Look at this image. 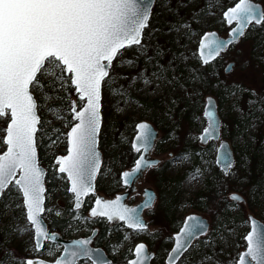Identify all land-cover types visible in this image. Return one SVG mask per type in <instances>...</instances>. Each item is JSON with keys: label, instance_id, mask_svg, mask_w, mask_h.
Instances as JSON below:
<instances>
[{"label": "snow or ice", "instance_id": "6c2138e0", "mask_svg": "<svg viewBox=\"0 0 264 264\" xmlns=\"http://www.w3.org/2000/svg\"><path fill=\"white\" fill-rule=\"evenodd\" d=\"M182 9L187 10L186 14H181ZM217 11L220 22L227 27L226 38L215 31L200 32L209 19L216 18ZM255 33L264 36V7L253 0H237L231 6L223 0H203L202 4L201 0H0V120L5 125L0 129V143L5 146L0 153V219L10 221L6 225L10 238L30 234L26 251L36 257L42 252L53 257L21 258L6 250L8 264H114L102 249L91 246V237L60 244L59 233L50 231L45 224V214L62 218L60 211L46 206V174L37 158V137L47 135L42 130L46 124L51 125L41 115L53 111L49 102L58 103L55 117L62 125L48 129L54 133L48 137L50 146H66L64 154L55 156L53 165V176L65 181L64 190L72 198L65 227L79 230L82 225L89 227L90 222H96L95 218H106L112 224L122 222L118 229L135 233V237L123 236L129 244L123 258L125 264H151L155 252H149L144 241L135 242L134 246L133 242L147 233L156 238L141 214L144 209L156 210L159 197L155 192L145 189V199L136 207L127 206L121 195L114 199L96 195L89 215L84 216L81 210L83 198L95 195V182L103 174L100 145L106 100L111 106L118 95L125 107L116 111L126 112L143 107L139 101L133 103L132 93L143 91L147 95L166 87L180 88L197 101L203 98L202 122L206 124L198 136L190 134V139L202 144L219 142L216 165L221 174L213 173L207 161L206 167L193 164L185 168L192 162L193 154L188 150L168 152L163 163L170 170L184 169L186 196L207 188V182L212 180L218 200L207 205L211 222L189 214L179 231L164 238L172 245L164 264H192L191 255L205 248L211 249L212 255L203 253L198 264H264V225L251 213L245 218L250 231L243 236L247 250L235 260L231 256L226 262L215 258L218 246L223 251L233 243L235 216L249 207V199L264 205V181L252 185L247 194L236 190L224 195L228 181L238 178L233 152L222 139L228 127L225 119L230 114L239 116L242 128L237 143L241 146L247 143L244 136L252 139V130L258 123L264 124V84L252 87L243 79L253 58L264 64V52L255 51L253 57L242 47ZM162 35L171 36L178 49H184L179 54L173 52L166 63H161L169 51L159 44ZM261 48L264 39H258L257 49ZM129 51L134 54V59L127 61L129 67L144 61L143 71L131 77L116 73L114 64L121 61L122 66V57ZM181 65L186 71L183 78L176 74ZM117 78L126 81V86L116 88ZM141 81L143 88L139 86ZM206 91L209 94L205 96ZM176 103L171 101L173 106ZM171 113L169 108L165 115L171 119ZM134 127L136 134L130 141V151L137 158L130 170L120 172V181L133 192L140 174L162 163L148 157L157 140L150 123L140 120ZM169 139L176 137L170 133ZM166 142L160 140L161 144ZM187 203L183 202L185 206ZM122 247L123 243L118 242L112 248L113 254Z\"/></svg>", "mask_w": 264, "mask_h": 264}, {"label": "rangeland", "instance_id": "374dc122", "mask_svg": "<svg viewBox=\"0 0 264 264\" xmlns=\"http://www.w3.org/2000/svg\"><path fill=\"white\" fill-rule=\"evenodd\" d=\"M237 0H223V3L227 6L233 5ZM254 2L260 4L264 7V0H253ZM219 3L220 0H217ZM203 0H201V4ZM187 10H181V14H186ZM220 13L217 11V15L215 19H209L203 27L200 28V32L204 31H212L217 30L221 34H227V27L220 22L219 19ZM162 25V21H161ZM172 37L167 35H162L159 37V44L164 47V49L169 50L168 54L162 58L161 63H166L168 59L171 58L173 52L179 54V52L184 51V49H178L177 45L172 42ZM258 39H264V36H261L258 33L252 34L249 36L247 40L243 42L242 47L246 49V51L255 56V51L264 52V48L257 49ZM195 45H190V47H194ZM130 59H134V54L129 51L122 57V66L121 61H114L116 64V73L120 75H126L131 77L135 75L137 72L143 71L144 69V61L140 60L134 67H129L127 61ZM149 67V74L151 73V65ZM51 71V69H49ZM176 74L180 77L186 76V71L183 65H181L177 70ZM115 78V77H114ZM47 79V77H45ZM243 79L246 85L252 87H259L261 84H264V64L258 63V61L253 58L252 59V67L247 71L246 74H243ZM121 84L126 86L127 82L120 80L117 78L116 88H119ZM143 88L142 81L139 85ZM186 87H191V85H186ZM209 92H205V96L208 95ZM51 95V93H50ZM216 95H221V93H216ZM133 103L139 101L143 107L136 106L133 109L126 112H117L116 109L118 107H125L124 103L120 100V97L117 95L111 101V106L108 105L106 100L105 105V128L104 133L101 139V151L103 156V174L97 177V187L98 190L102 191V188H106L107 185L113 184V192L110 194H115L121 191L122 185L120 181V172L125 171L126 169L131 168L135 156L137 154L130 151V141L134 137L135 134V123L140 120H146L154 125L155 129L158 131V138L156 140L155 149L150 152L153 156H156L162 163L158 166V168L152 169L155 174L151 175L153 171L148 172L144 179L145 181L140 184V188L146 186L155 187L156 185V193L159 197L158 202L156 203V210L154 212L148 211L145 216L149 221L150 228L155 232L156 238H153L152 233L142 234L139 237L138 241H144L148 245H150V249H154L157 251L156 258L152 261V264H164V259L167 253V250L170 249L171 243H166L165 239L167 236L161 235V230L158 226L163 225L164 223V205H166V201L168 200L167 193L171 188H175L173 201L170 205V212H168L170 219L172 220V225L174 231H176L181 225L182 220L186 215L192 212H197L204 214L209 222H211L212 218L209 217L207 211V205L213 204L218 200L216 189L213 187V181L209 180L207 182L210 188L200 189L199 191H193L190 196H186L185 192L187 190L184 185L185 174L184 169H181L179 172L175 171V169L169 168L168 165L164 164L163 161L167 160V154L169 151L181 152L184 150H188L193 154L192 162L185 165V168L193 167V164L196 166H207L205 162L211 165V170L216 175H220V169L215 163V155L218 143L210 142L205 145H202L198 140H191L190 134L198 136L205 126L206 122H202L203 116V107H202V99L199 101L195 97H189L184 91L180 88L166 87L159 92L145 94L143 91L132 93ZM172 100H176L177 103L173 106L171 104ZM52 105L53 111L48 112L44 111L41 115L47 121H51V125H45V129L42 131H47V135H38L37 142L38 147L43 146L44 156H47L51 160H48L46 163L49 165H45L40 161V164L43 165L47 171V175L52 178V183L55 186L61 187L63 184L62 180H58L53 176V165H54V157L56 155L65 153V144L58 143L55 146H50V141L48 139L49 136H53L54 133L52 131H48L50 127L57 128L61 121L57 120L55 117V112L59 108L58 103L49 102ZM221 107H223V101H221ZM172 108L171 119L165 115L166 111ZM223 117V114H221ZM228 127L224 131L222 138L227 140L230 143L232 150L235 155L234 166L237 171L238 178L230 179L228 181L227 186L224 189V195H227L231 191L240 190L241 192L247 194V191L252 185L258 184L264 181V124L258 123L257 127L252 130L250 136H244L243 140L247 141L246 146H241L237 143V140L240 139L239 133L241 129H238L237 123L240 122L239 116L236 114H230L226 119ZM240 125L241 122H240ZM5 127L2 120H0V129ZM175 129V131H173ZM172 134L176 139H169V134ZM63 139V138H61ZM160 140L167 141L166 143L161 144ZM120 141H126L123 145L120 144ZM44 144V145H43ZM5 150V146L0 143V153ZM195 153H201V155H194ZM150 154V155H151ZM242 156L244 157L243 163L241 162ZM113 157V159H110ZM111 168L112 171L109 172L108 169ZM181 179V183L178 185L173 184V180ZM139 188V189H140ZM203 192L201 196H197L199 193ZM205 194V196H204ZM61 196L57 200H54L50 196L49 203L47 207L55 208L56 211H60L63 214V210L60 209L61 206H64L67 202L72 203L71 198L67 200L66 195H61L60 189H56L54 196ZM201 197H204L205 200H201ZM167 198V199H166ZM247 198V195H246ZM139 199L136 197L132 199L131 202H135ZM188 201L185 206L183 202ZM223 207V204L220 205ZM88 210V208H87ZM87 210H84L82 214L87 216ZM251 213L255 218L264 222V205L260 204L258 200L249 199V207L245 208L242 213H237L235 216V227L236 233L231 237V241L233 243L230 244L226 249L221 250V247L218 246L216 249L217 256L215 257L221 261H228L229 256L232 259H238L239 254L245 249L246 243L243 239V236L246 235L249 230V223L245 219L246 216ZM47 216V220H49V216ZM54 215V214H53ZM54 217H56L54 215ZM57 218V217H56ZM167 218V216H166ZM10 221L8 219H0V261H3L4 264H8V258L5 257L4 253L6 250L13 251L17 257L21 258H40L44 260H51L53 257H50L46 254V252H42L40 256L36 257L34 254L26 251L29 247V243L26 241H30V234L26 235L20 239L10 238L9 229L6 227ZM92 223L90 222V225ZM91 228V227H90ZM89 227H84L83 225L79 230L73 228L74 232L71 237H80L85 233H88L90 230ZM131 234L135 237V233L133 232H122V243L123 247L120 249L119 253L114 255L112 252V248L117 245V242L114 239L109 243V253L114 258V264H125V262H120L119 257L121 254L125 253V250L128 249L129 244L126 241H123V236ZM114 238V237H112ZM134 240L133 245L135 242ZM239 245V247H236ZM59 253L57 251L56 255ZM203 253H207L208 255H212L211 249H203V252L196 253L191 255L192 264H198L199 260L202 258ZM185 264H188L185 261Z\"/></svg>", "mask_w": 264, "mask_h": 264}, {"label": "flooded vegetation", "instance_id": "af4514ba", "mask_svg": "<svg viewBox=\"0 0 264 264\" xmlns=\"http://www.w3.org/2000/svg\"><path fill=\"white\" fill-rule=\"evenodd\" d=\"M237 2V1H236ZM212 31H215V32H217L218 33V36L219 37H223V38H226L227 37V34L226 35H223V34H221L219 31H217V30H212ZM152 126L154 127V125L152 124ZM155 128V127H154ZM223 139V138H222ZM210 142H212V141H210ZM210 142H208V143H210ZM207 144V143H206ZM155 145H156V142H155ZM218 147V146H217ZM37 151H38V149H37ZM151 154V153H150ZM233 154H234V151H233ZM150 157L151 158H155L156 159V156H153L152 154L150 155ZM137 158V155L135 156V159ZM38 159H39V163H40V158H39V155H38ZM135 159H134V161H135ZM234 159H235V155H234ZM42 162V161H41ZM235 162V161H234ZM44 163V162H43ZM50 163V162H49ZM49 163H44L45 165H49ZM54 163H55V157H54ZM41 165V164H40ZM134 165V162H133V164H132V166ZM43 166V165H42ZM131 166V167H132ZM44 167V166H43ZM45 168V167H44ZM127 170V169H126ZM151 171H153L152 169H147L145 172H144V174H143V176L138 180V181H136L135 182V184L133 185V187L135 188V192H131L127 197H126V204L127 205H135V204H137L138 202H140L142 199H143V191L146 189V188H150V189H152V191L153 192H155L156 193V185H154L155 187H152V186H146V187H143V188H140V184H142L144 181H145V179H144V176L149 172H151ZM46 174H47V171H46ZM155 174V172L153 171V173L151 174V175H154ZM47 176H49V175H47ZM50 177V176H49ZM47 183H49V180H48V182L46 181V176H45V188H46V195H47V197H48V199L46 200V206L48 205V203H49V200H50V196L53 198L54 197V200H57L59 197H61L60 195L59 196H54V192H55V187H56V189H60V192H61V195L63 196L64 194L66 195V197H67V200L69 199V198H71V193H68V192H66L65 190H64V185H65V181H63V184L61 185V187H58V186H55V184H53L54 185V187H52V191L49 189V188H47ZM173 184H174V182H172ZM122 185V190L121 191H119V192H117V193H115V194H112V195H110L112 192H113V184L112 185H107V187L106 188H102V191L101 190H98V187H97V181L95 182V189H96V192H95V195H90L89 197H87V198H84V205H83V208H82V210H81V212H83L84 213V210H87V208H88V210H87V216L89 215V212H90V208L91 207H93V204H94V202H95V198H96V195H100V196H102L103 198H105V199H113V198H115L116 197V195H118V194H121V193H124L128 188H126L123 184H122V182H121V184H120V186ZM50 188H51V186H50ZM140 188V189H139ZM172 189V188H171ZM170 189V190H171ZM175 190V189H174ZM157 194V193H156ZM138 196H139V199L137 200V201H135V202H131V200L132 199H135L136 197L138 198ZM167 199V198H166ZM173 199V198H172ZM71 200H72V198H71ZM173 201V200H172ZM172 201L170 200V201H166V205H164V223H163V225H160V226H158V228H160V230H161V235H164V236H170V235H172L173 233H175V232H177L178 230H179V228L181 227V225H182V223H181V225H179V227H178V229L176 230V231H174V228L173 227H175L176 225L175 224H173L172 225V220L170 219V216H169V214H168V212H170V210H171V208H170V205H171V203H172ZM71 206H72V203H69V202H67L64 206H61L60 207V209H62L63 210V214H62V217L64 216V217H67L68 218V215L66 214L70 209H71ZM149 210L148 209H144L143 211H142V217H143V219L146 221V222H148V224H149V221H148V219L146 218V216H145V214H146V212H148ZM192 213H197V212H192ZM190 214V213H189ZM198 214H201V213H198ZM203 217H206L204 214H201ZM166 216H167V218H166ZM187 216V215H186ZM52 217H54V215H51V216H49V220H47V216L45 215V222H46V224H47V226L49 227V225L52 223V222H54V221H52ZM207 218V217H206ZM57 219H60V218H57ZM208 219V218H207ZM95 221L96 222H94V223H92L90 226H89V228H90V230H89V232L88 233H85V234H83L82 236H80V237H71V235H72V233L74 232V230H71L70 232V234L68 235V236H64V235H62V233L59 231V230H57L56 228L55 229H50V231H54V232H57V233H59V235L63 238V239H66V240H71V239H78V238H84V237H87V236H89V235H91V233L93 232V230H96V234L93 236V244L91 245L92 247H94V248H96V247H98V248H101L103 251H104V253H105V255L107 256V258L109 259V260H112V261H114V258L112 257V255L109 253V247H110V245H109V243H111V241L114 239V241L115 242H122V232H132V230L131 229H118L117 228V225H120L122 222H119V221H117V222H115V224H112V223H110V222H108L107 220H106V218H95ZM261 221V220H260ZM182 222H183V220H182ZM264 223V222H263ZM112 237H114V238H112ZM139 242V241H138ZM245 243H246V241H245ZM147 244V243H146ZM148 245V244H147ZM134 246V245H133ZM150 245H148V249H149V252H155V254H157V251H155L154 249H150V247H149ZM172 247V245L170 246V248ZM245 249H246V247H245ZM244 249V250H245ZM170 250V249H169ZM243 250V251H244ZM60 251H62V248L60 249ZM60 251H59V253L57 254V255H59L60 254ZM126 251L127 250H125V253H126ZM242 251V252H243ZM125 253H123V254H121L120 255V257H119V260L118 261H120V262H123L124 261V257H125ZM166 257V256H165ZM156 258V257H155ZM151 264H152V261H151Z\"/></svg>", "mask_w": 264, "mask_h": 264}, {"label": "trees", "instance_id": "16d2710c", "mask_svg": "<svg viewBox=\"0 0 264 264\" xmlns=\"http://www.w3.org/2000/svg\"><path fill=\"white\" fill-rule=\"evenodd\" d=\"M237 125H238V129H241L242 128V125H240V122H238ZM61 127H62L61 124H59L57 126V128H61ZM38 155H39L40 160L42 162H44V163H46L48 160H51L47 156H44L43 146H39L38 147ZM48 180H49V183L46 184L47 185V188H49L52 191V187H54V185L52 183V178H50L49 176H47L46 181L48 182ZM173 182H174L175 185H178V184L181 183V179L177 178V179L173 180ZM50 186H51V188H50ZM208 188H210V186H208ZM174 189L175 188H172L171 190L168 191L167 196H166L168 198V200L169 199L172 200L173 195H174ZM202 194H203V192L199 193L197 196H201ZM204 196H205V194H204ZM67 219L68 218L67 217H64V216L62 218H60V219H57L56 217H52V221H54V222H52L49 225V228L50 229H55L56 228L57 230H59L62 233V235L68 236L71 232L65 227V221Z\"/></svg>", "mask_w": 264, "mask_h": 264}, {"label": "water", "instance_id": "95a60500", "mask_svg": "<svg viewBox=\"0 0 264 264\" xmlns=\"http://www.w3.org/2000/svg\"><path fill=\"white\" fill-rule=\"evenodd\" d=\"M254 2V1H253ZM256 3V2H255ZM258 4V3H257ZM221 38H223V37H221ZM148 122V121H147ZM150 123V122H149ZM150 125H151V127H152V129L154 130V132L156 133V136H157V138H158V131L152 126V124L150 123ZM136 134V133H135ZM135 136V135H134ZM224 140V139H223ZM224 141H226L227 143H228V145H229V148L232 150V148H231V146H230V143L227 141V140H224ZM210 142V141H209ZM212 142H216V143H218V146H219V142L218 141H214V140H212ZM202 144V143H201ZM202 145H205V144H202ZM218 148V147H217ZM232 152H233V150H232ZM148 157H149V159H155V158H151L150 157V153L148 154ZM216 157H217V150H216V155H215V163H216ZM37 158H38V151H37ZM156 159H158V158H156ZM233 159H234V154H233ZM38 161H39V159H38ZM234 161H235V159H234ZM41 166V168L45 171V174H46V169L42 166V165H40ZM133 167V166H132ZM131 167V168H132ZM131 168H129V169H127V170H130ZM147 170V169H146ZM145 170V171H146ZM144 171V172H145ZM144 172L142 173V174H140V176H139V178L137 179V181L143 176V174H144ZM46 176V175H45ZM135 184V183H134ZM134 188V187H133ZM146 189H148V190H150V191H152V189H150V188H146ZM132 192V190L131 189H127L124 193H121V194H118V195H121V196H124L125 198H124V200H123V202L126 204V197L130 194ZM143 193H144V191H143ZM98 196H100V195H98ZM117 196V195H116ZM100 197H102V196H100ZM103 198V197H102ZM84 199V198H83ZM105 199V198H104ZM114 199V198H113ZM145 199V197H144V195H143V199L140 201V202H138L137 204H135V205H127V206H129V207H136L137 205H140V204H142V202H143V200ZM95 206V202H94V204H93V207ZM142 214V213H141ZM190 214H195V215H199V216H201V217H203L201 214H198V213H190ZM189 215V214H188ZM205 219H207L206 217H204ZM256 220H257V222L260 224V225H264V223L262 222V221H260L259 219H257V218H255ZM45 224H46V222H45ZM47 225V224H46ZM182 226V225H181ZM179 231V230H178ZM249 231H250V224H249ZM96 234V230H94L92 233H91V235H89V236H87V237H91V238H93V236ZM59 237H60V239H59V243L60 244H64V243H70L72 240H76V239H71V240H66V239H63L60 235H59ZM78 239H81V238H78ZM101 249V248H100ZM247 250V247H246V249L244 250V251H246ZM243 251V252H244ZM107 257V256H106ZM40 259V258H39Z\"/></svg>", "mask_w": 264, "mask_h": 264}]
</instances>
